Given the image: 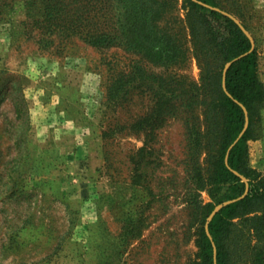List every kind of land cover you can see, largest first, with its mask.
I'll use <instances>...</instances> for the list:
<instances>
[{
  "label": "rangeland",
  "instance_id": "obj_1",
  "mask_svg": "<svg viewBox=\"0 0 264 264\" xmlns=\"http://www.w3.org/2000/svg\"><path fill=\"white\" fill-rule=\"evenodd\" d=\"M161 1L175 61L84 41L121 31L131 0H0V264H202L199 203L214 199L199 175L214 171L222 127L206 67L218 60L189 0ZM217 1L258 47L264 83V0ZM257 129L248 165L264 175V108ZM227 243L232 264H260L252 230L234 226Z\"/></svg>",
  "mask_w": 264,
  "mask_h": 264
},
{
  "label": "trees",
  "instance_id": "obj_2",
  "mask_svg": "<svg viewBox=\"0 0 264 264\" xmlns=\"http://www.w3.org/2000/svg\"><path fill=\"white\" fill-rule=\"evenodd\" d=\"M189 2L193 13L198 14V20H193V30L195 33L202 30L204 41L208 43L206 49L212 50L218 60L216 68L211 69L209 65L206 67L207 85L212 93L207 113L212 121H222L214 171L206 181L199 175L198 188L209 187L214 199L205 205L199 203L205 210L197 239L199 255L202 264H232L227 239L234 226L242 225L252 230L258 243L262 244L261 247L256 246V260L264 264V175L248 165V140L259 137L257 124L264 108V83L259 76L258 47L252 49V39L234 18L214 8L218 6L217 0ZM163 6L161 0H131L123 17H119L121 31L87 33L82 38L93 46H109L120 42L128 49L141 51L147 56L154 58L160 53V59L175 61L180 49L174 48L172 38L168 48H162V34H158L161 31L157 20ZM47 8L50 5L46 4L44 9ZM54 18L49 13L42 21L43 25H53ZM230 61L233 62L226 71L224 86V70ZM124 78L122 76L109 87V98H116L124 90ZM247 116L248 127L245 133L230 149L244 129ZM193 137L199 145V131H194ZM237 172L248 181H243ZM229 200L233 201L224 204L210 220L208 233L205 227L207 217L218 204Z\"/></svg>",
  "mask_w": 264,
  "mask_h": 264
},
{
  "label": "water",
  "instance_id": "obj_3",
  "mask_svg": "<svg viewBox=\"0 0 264 264\" xmlns=\"http://www.w3.org/2000/svg\"><path fill=\"white\" fill-rule=\"evenodd\" d=\"M194 1H198V0H194ZM232 18H234L232 15H230ZM235 19V18H234ZM239 24H240V26L243 28V30L246 32V29H245V27L237 20V19H235ZM247 33V32H246ZM254 43H253V47H252V49L254 48ZM242 56V55H241ZM241 56H239V57H241ZM239 57H237V58H239ZM236 58V59H237ZM235 60V59H234ZM233 61H230V62H228V64L226 65V68H225V73H224V81H225V74H226V71H227V69H228V67L231 65V63H232ZM224 86H225V83H224ZM247 127H248V116H247V122H246V125H245V127H244V129L242 130V132L239 134V136L237 137V139L232 143V145H231V147H230V149L237 143V141L243 136V134L245 133V131H246V129H247ZM242 197V196H241ZM241 197H239V198H241ZM239 198H237V199H239ZM234 200H236V199H234ZM231 201H233V200H229V201H226L225 203H223V204H220L218 207H216L215 209H214V211L211 213V215H210V217H209V219H208V223H207V226H206V229H207V231H208V233H209V227H208V225H209V222H210V220L213 218V216H214V214L224 205V204H227V203H229V202H231Z\"/></svg>",
  "mask_w": 264,
  "mask_h": 264
}]
</instances>
